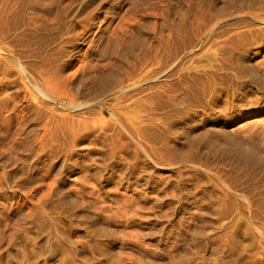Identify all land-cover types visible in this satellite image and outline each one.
Instances as JSON below:
<instances>
[{
    "label": "rangeland",
    "instance_id": "1",
    "mask_svg": "<svg viewBox=\"0 0 264 264\" xmlns=\"http://www.w3.org/2000/svg\"><path fill=\"white\" fill-rule=\"evenodd\" d=\"M0 23V264H264V0H0Z\"/></svg>",
    "mask_w": 264,
    "mask_h": 264
},
{
    "label": "bare ground",
    "instance_id": "2",
    "mask_svg": "<svg viewBox=\"0 0 264 264\" xmlns=\"http://www.w3.org/2000/svg\"><path fill=\"white\" fill-rule=\"evenodd\" d=\"M254 1V0H253ZM227 5V4H226ZM30 6V5H29ZM46 9V8H45ZM42 10V9H41ZM47 10V9H46ZM49 10V9H48ZM1 24V23H0ZM187 25V24H186ZM138 31V32H137ZM137 35H136V38L133 39L131 42H129V44L127 45L126 47V50H125V55L128 56V55H131L133 54L136 50H139V49H142L143 45L145 44V40H146V34L143 30H137ZM175 31V30H174ZM178 31V30H177ZM188 31V30H187ZM180 32V31H179ZM251 38V37H250ZM260 38V37H259ZM247 39V38H246ZM252 39V38H251ZM257 39V38H256ZM262 39V38H261ZM244 41V39H243ZM243 41H241L243 43ZM248 41V40H246ZM251 41V40H250ZM258 41V39H257ZM106 42V41H105ZM249 43V41H248ZM244 44V43H243ZM251 45V42L249 43ZM241 45V44H240ZM85 46V45H84ZM248 46V45H247ZM94 49V48H93ZM238 49V48H237ZM246 50V49H245ZM129 57V56H128ZM126 74V73H125ZM135 76V75H134ZM85 77V75H84ZM132 77V76H131ZM121 76L120 74L118 73H109V74H103L102 76L100 75V77L98 79H96L95 81H91L89 83H85V82H80L78 85L76 83L75 86H73V91L76 95L77 98L79 97H82L83 99L85 100H94V99H97L99 97H101L103 95V93H105V91H107L110 87V85L113 86V84L116 86V84H119L117 85V89L118 87L120 86L119 89H122V87L124 86L125 84V81H122L121 80ZM129 80H133V78H129ZM53 81H57L56 79L53 80ZM79 82V81H78ZM123 84V85H121ZM48 85V84H47ZM51 86V84H49ZM59 85V84H58ZM59 87V86H58ZM114 87V86H113ZM116 89V90H117ZM71 94V93H70ZM69 94V97L71 98H74V96L70 95ZM87 107V106H86ZM33 110V109H32ZM37 114V113H36ZM255 118V120L257 119V121H260V117L264 116V112L263 111H260V112H256L253 114ZM259 119V120H258ZM264 121V120H263ZM51 122H52V119H51ZM201 123V122H200ZM240 122H235V123H222V126L224 128H228V129H233L236 125H238ZM52 124V123H51ZM193 124V123H192ZM241 124V123H240ZM74 125V124H73ZM201 125V124H200ZM54 126V125H53ZM78 126V125H77ZM205 126V125H204ZM185 127V126H184ZM194 127V126H193ZM49 128V127H48ZM195 128V127H194ZM60 129V128H59ZM73 129V128H72ZM189 128H187L188 130ZM192 129V128H191ZM214 129V128H213ZM54 130V129H53ZM64 130V129H63ZM185 130V129H183ZM50 131V129H49ZM60 131V130H59ZM65 131V130H64ZM192 131H194L192 129ZM48 132V130H47ZM61 132V131H60ZM188 132V131H187ZM59 133V132H58ZM193 134V133H192ZM217 139V138H216ZM190 142H193V141H190ZM254 143V142H252ZM190 146V145H189ZM197 146V145H196ZM171 147V145H170ZM174 147V146H173ZM168 148V147H167ZM228 150H230V153H232L233 155H235L236 157H238V160H242V162L244 161L245 163H254L257 155L255 153H253V150L252 152L251 151H247L246 149H243L241 147H234L232 145H228L227 146ZM170 152H171V155L174 153L173 152V148H170L168 149ZM167 150V151H168ZM255 150V149H254ZM259 150V149H258ZM174 151H175V148H174ZM220 152V151H219ZM194 153V152H193ZM259 154V153H258ZM194 155V154H193ZM182 157V156H181ZM184 157V156H183ZM186 157V156H185ZM189 157V156H188ZM175 160H178L177 158ZM185 160V159H184ZM174 161V160H173ZM183 162H186L185 161H182V164ZM219 162V161H218ZM221 162V161H220ZM216 171V170H215ZM238 172V171H237ZM245 173V172H244ZM243 175V174H242ZM230 191V189H229ZM243 196V195H242ZM225 244V243H224Z\"/></svg>",
    "mask_w": 264,
    "mask_h": 264
}]
</instances>
